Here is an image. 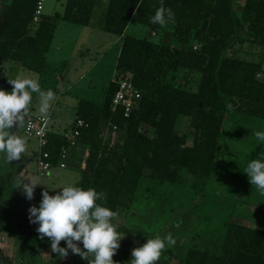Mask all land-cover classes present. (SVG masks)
Here are the masks:
<instances>
[{
	"label": "trees",
	"instance_id": "trees-1",
	"mask_svg": "<svg viewBox=\"0 0 264 264\" xmlns=\"http://www.w3.org/2000/svg\"><path fill=\"white\" fill-rule=\"evenodd\" d=\"M242 1L236 10L233 0H163L165 8L175 14L163 26L150 22L160 0L106 1L101 29L119 37L120 46L115 75L108 81L102 101L79 98L76 102L74 119H83L87 126L80 129L70 159H81L78 146H87V153L78 168L75 186L103 191L106 199L97 203L117 212L131 206L142 176L175 184L184 169L195 177L190 186L204 191L208 180L222 173L226 146L221 140L227 124L236 116H242L244 123L264 120V0ZM35 3L11 0L6 7V25L0 30V59L42 74L47 69L46 53L55 23L41 19L30 34ZM93 3L65 0L59 17L88 26ZM130 21L146 26L148 36L125 33ZM231 42L239 46L230 48ZM245 43L261 49V57L253 60L236 56ZM228 50L230 55L226 54ZM179 70L200 74L195 90L180 83L176 75ZM120 76H129L141 93L137 106L126 117L121 107L111 111L115 80ZM184 117L188 118L190 143L188 136L177 130ZM113 125L115 131L107 133ZM113 141L120 143L119 149L112 146ZM66 144L60 132H49L46 150L53 164ZM1 182L4 187L0 193L7 188L9 194H0V230H19L16 264H25L26 249L36 253L50 250L52 264H89L71 250L61 258L52 252L50 238L41 239L33 232L27 217L25 222L14 217L9 202L11 182ZM246 206L259 212V206ZM117 231L127 234L130 229L119 226ZM59 246L67 247L63 240ZM79 247L83 250V244ZM164 252L172 256L169 249ZM112 259L118 264H131L121 259L118 250ZM179 264H264V230L227 221L218 253L191 247Z\"/></svg>",
	"mask_w": 264,
	"mask_h": 264
},
{
	"label": "rangeland",
	"instance_id": "rangeland-1",
	"mask_svg": "<svg viewBox=\"0 0 264 264\" xmlns=\"http://www.w3.org/2000/svg\"><path fill=\"white\" fill-rule=\"evenodd\" d=\"M6 1L0 0V30L5 22ZM100 2H97L93 14L94 31L61 18L57 20L44 73L38 74L16 62L0 59V89L11 92L13 85L9 81L32 78L39 80L41 90H53L56 98L51 102L49 110L52 131L63 132L71 127L79 98L102 101L107 83L115 75L120 42L117 36L99 28L104 12V3L99 8ZM242 2L233 0L236 10ZM49 3L52 14L62 13L63 0H45L44 14ZM126 28L127 34L141 37L149 34L146 26L135 21H130ZM151 36L158 37L157 34ZM238 46L235 42L230 44V48L236 49ZM241 49L235 54L240 58L257 60L261 57L262 50L258 47H249L245 43ZM226 54L230 55V51ZM176 75L184 87L195 90L200 76L198 72L179 70ZM39 106V94L33 93L30 110L24 120L28 116L41 115ZM23 129L24 121L21 126L13 125L10 130L26 138V151L20 159L8 162L6 154L0 153V188L4 187L2 180L11 182L9 202L14 209L13 216L25 222L29 208L39 207L42 191L47 190L49 195H55L69 184L75 186L79 178L78 168L86 156L87 146H80L78 154L81 159L69 158L65 168L52 165L47 171H37V140L27 136ZM177 130L186 134L187 142H191L187 117L182 118ZM257 131L264 132V120L244 123L242 116H236L234 121L227 124L226 135L221 140L222 145L226 146L222 157L225 166L218 177L208 180L204 191H196L190 186L195 177L184 169L175 184L142 176L131 206L118 209V216L112 221L118 227L130 229L118 241L120 247L117 250L121 259L131 260L132 249L142 246L147 239L157 234L163 237L170 233L175 243L166 247L172 256L163 251L155 264H179V260L191 247L218 253L227 221L247 223L264 230V194L249 182L244 172L249 161L260 158L264 153V142L254 135ZM112 146L119 149L120 143L113 141ZM21 177L26 183L31 180L38 184L31 200L26 198L21 188H16V181ZM7 191L6 188L0 194H9ZM249 204L259 206V212L251 211L255 208L246 206ZM76 243L78 246L82 244ZM19 245V230L12 233L0 230V264H16ZM24 253L25 264H52L50 250L43 249L36 253L26 249Z\"/></svg>",
	"mask_w": 264,
	"mask_h": 264
},
{
	"label": "clouds",
	"instance_id": "clouds-1",
	"mask_svg": "<svg viewBox=\"0 0 264 264\" xmlns=\"http://www.w3.org/2000/svg\"><path fill=\"white\" fill-rule=\"evenodd\" d=\"M171 8H165L163 0L156 9L155 15L150 18L152 24L163 26L166 21L174 19ZM13 85L11 92L0 89V153L6 154L9 161L18 160L26 151V138L11 132L13 125L21 126L24 117L28 115L32 94L40 97L39 112L47 117L51 102L55 100V93L51 88L41 90L38 79L18 78L9 81ZM255 137L264 142V132L257 131ZM249 182L264 194V153L260 158L248 162L244 169ZM25 182L18 178L16 188H21L28 200L33 199L36 183L31 180ZM39 207L31 206L28 210L30 223H38L37 232L40 238L45 236L51 239V250L61 258L68 255L69 250L87 260L89 264H118L112 257L120 247L124 235L117 231L118 225L113 220L117 212L97 203L105 200L103 191L97 192L94 188L83 189L69 184L55 195H49L47 190L42 191ZM65 241L67 247H60ZM82 242L83 250L78 246ZM175 243L172 235L157 234L140 247L132 249L131 264H155L166 247ZM91 257V259H90Z\"/></svg>",
	"mask_w": 264,
	"mask_h": 264
},
{
	"label": "built area",
	"instance_id": "built-area-1",
	"mask_svg": "<svg viewBox=\"0 0 264 264\" xmlns=\"http://www.w3.org/2000/svg\"><path fill=\"white\" fill-rule=\"evenodd\" d=\"M45 0H36L32 23H38L42 18V10ZM117 89L112 97L111 111H115L117 107L123 109V115L126 117L137 106L141 97L140 91L133 85L129 76H120L115 80ZM87 123L81 119L76 118L73 120L71 127L68 130L60 132L66 139V146L61 147L59 152V159L55 164L51 160V155L46 147L48 145V134L50 131L49 115L28 116L24 120V133L37 140L38 153L36 160L37 171H47L52 165H58L59 168L66 167V161L70 158L72 148L77 146V137L79 136L80 129L86 127ZM116 126L113 125L107 130V133H113ZM29 221V215L27 217ZM38 223H31L34 233L37 232Z\"/></svg>",
	"mask_w": 264,
	"mask_h": 264
},
{
	"label": "crops",
	"instance_id": "crops-1",
	"mask_svg": "<svg viewBox=\"0 0 264 264\" xmlns=\"http://www.w3.org/2000/svg\"><path fill=\"white\" fill-rule=\"evenodd\" d=\"M10 1L11 0H7L6 2H5V11H6V7L9 5V3H10ZM99 0H94V3H93V14H94V10L96 9V4H97V2H98ZM101 2H100V6H99V8H101L102 7V4L104 3V5H103V8H105V5H106V2H103L104 0H100ZM107 1V0H106ZM64 5H65V0H63V3H62V13H57V12H55V14H52L51 13V4L49 3L48 5H47V7H46V12H45V14L43 13V10H44V6H43V10H42V18L41 19H44V20H49V21H52L53 23H55V27H56V23H57V20L60 18L59 16H61L62 14H63V10H64ZM104 10V9H103ZM93 14H92V18H91V21H92V23L90 24V25H88V26H86V27H90V31H94L95 30V28H93V23H94V21H93ZM5 22H4V26L6 25V17H5ZM39 23V22H38ZM38 23H31V25L29 26V32H30V34H33V32H34V30H35V28H36V26H37V24ZM129 24V23H128ZM102 25V24H101ZM101 25L99 26V28L101 29ZM3 26V27H4ZM83 26V25H82ZM127 29V28H126ZM126 29H125V33H126ZM55 32V31H54ZM152 34H154V32H152ZM54 37V36H53ZM119 38V37H118ZM119 40V42H120V38L118 39ZM52 43V42H51ZM57 49H59V47H56ZM50 50H51V45H50ZM50 50L46 53V57H47V54L48 53H50ZM6 61V60H5ZM8 61V60H7ZM47 62V61H46ZM61 78V77H60ZM82 146V145H81ZM84 146V145H83ZM77 150L79 151L80 150V146H78V148H77ZM251 211H253V210H251ZM250 211V212H251ZM256 212V211H255ZM234 222H236V221H234ZM237 223H240V224H243V225H248L247 223H241V222H237Z\"/></svg>",
	"mask_w": 264,
	"mask_h": 264
}]
</instances>
